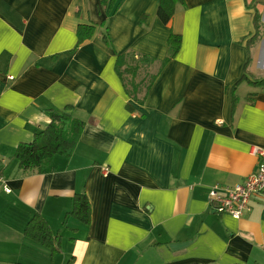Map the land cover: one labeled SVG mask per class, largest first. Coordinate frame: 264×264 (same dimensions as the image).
<instances>
[{
	"label": "crops",
	"instance_id": "obj_1",
	"mask_svg": "<svg viewBox=\"0 0 264 264\" xmlns=\"http://www.w3.org/2000/svg\"><path fill=\"white\" fill-rule=\"evenodd\" d=\"M184 3L168 26L159 0H123L108 17L98 0H0V264H264V202L234 219L207 196L241 184L264 149V84L241 81L248 60L264 76V0ZM80 25L95 28L81 43ZM170 34L180 45L162 67ZM124 53L159 70L142 103L118 76ZM48 109L69 110L82 135L69 157L23 170L16 149L47 128ZM75 194L88 225L63 224ZM35 214L60 232V253L26 238Z\"/></svg>",
	"mask_w": 264,
	"mask_h": 264
},
{
	"label": "trees",
	"instance_id": "obj_2",
	"mask_svg": "<svg viewBox=\"0 0 264 264\" xmlns=\"http://www.w3.org/2000/svg\"><path fill=\"white\" fill-rule=\"evenodd\" d=\"M123 0H98L99 7L104 10L108 16L114 15ZM184 0H159L157 17L159 21L168 25L177 9L184 8ZM254 34L247 41V46L251 48L257 43L262 35V24L260 14L256 11L253 16ZM104 26L103 24L100 25ZM95 32L94 26H78V42L90 39ZM102 40L109 45V37L105 30L102 34ZM180 45V37L170 34L168 39L169 55L168 59L161 63L164 64L169 58L177 54ZM155 61L144 57L136 56L132 53H124L116 56V69L122 84H124L126 94L131 100L142 103L145 99L148 89L155 81L156 72L159 70L155 66ZM249 60L244 67V74L241 81L244 80L253 87H260L264 84V76L260 79H252L248 72ZM154 66L153 75L147 85L143 84L147 79L140 80L143 76L148 77L147 69ZM160 66V67H161ZM142 72H144L142 76ZM47 115L50 123L46 129L36 134L35 139L30 144H21L14 154L20 168L26 171H35L42 173L55 156L69 157L74 151L84 129L85 123L74 117L69 110L57 111L48 109ZM91 209L89 202L84 194H75L71 201V208L65 214L63 224H68L70 219L82 225H88L90 222ZM24 234L26 238L36 242L40 246L49 250L51 256L60 253V232L53 234L47 221L38 214L31 217L27 223Z\"/></svg>",
	"mask_w": 264,
	"mask_h": 264
},
{
	"label": "built area",
	"instance_id": "obj_3",
	"mask_svg": "<svg viewBox=\"0 0 264 264\" xmlns=\"http://www.w3.org/2000/svg\"><path fill=\"white\" fill-rule=\"evenodd\" d=\"M252 154L259 159L255 171L241 184H236L232 188H220L215 185L208 189V203L213 206L216 213L238 219L249 210V203L253 199L264 202V149L254 146Z\"/></svg>",
	"mask_w": 264,
	"mask_h": 264
},
{
	"label": "rangeland",
	"instance_id": "obj_4",
	"mask_svg": "<svg viewBox=\"0 0 264 264\" xmlns=\"http://www.w3.org/2000/svg\"><path fill=\"white\" fill-rule=\"evenodd\" d=\"M263 32H264V30H263ZM154 69H155L154 66H151L147 69L148 77L143 76L144 72L141 71L143 77L140 80H144V79L148 78L147 81L143 84V86L147 85V83L149 82L151 76L153 75L152 71H154ZM63 251H64L65 255L68 256L69 255L68 253H70L71 248L63 247Z\"/></svg>",
	"mask_w": 264,
	"mask_h": 264
}]
</instances>
